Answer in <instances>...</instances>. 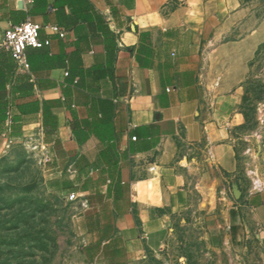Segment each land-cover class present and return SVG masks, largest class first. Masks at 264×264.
Wrapping results in <instances>:
<instances>
[{"label": "crops", "instance_id": "obj_1", "mask_svg": "<svg viewBox=\"0 0 264 264\" xmlns=\"http://www.w3.org/2000/svg\"><path fill=\"white\" fill-rule=\"evenodd\" d=\"M251 3L0 0V46L9 21L67 30L60 38L42 28L49 45L25 50L29 68L15 71L31 90L10 97L6 84L0 144L15 114L11 138L40 145L51 190L76 193L72 219L96 264L161 248L184 213L231 245L255 237L264 253V187L226 185L237 167L241 89L264 42V15ZM44 101L56 124L47 134Z\"/></svg>", "mask_w": 264, "mask_h": 264}, {"label": "rangeland", "instance_id": "obj_2", "mask_svg": "<svg viewBox=\"0 0 264 264\" xmlns=\"http://www.w3.org/2000/svg\"><path fill=\"white\" fill-rule=\"evenodd\" d=\"M251 5L258 17L264 15V0ZM238 103L243 121L231 128L237 167L226 185L247 193L264 187V48L251 62ZM39 146L0 144V264H96L76 232L74 202L48 184L45 166L36 158ZM181 216L161 248H147L126 264H264L257 238L231 245L223 233L211 234L204 217ZM247 224L255 226L249 215Z\"/></svg>", "mask_w": 264, "mask_h": 264}, {"label": "built area", "instance_id": "obj_3", "mask_svg": "<svg viewBox=\"0 0 264 264\" xmlns=\"http://www.w3.org/2000/svg\"><path fill=\"white\" fill-rule=\"evenodd\" d=\"M42 28L50 29L60 38L66 37L67 34V30L58 24L42 25L30 17H26L20 22H8L3 32L1 45L10 52L12 58L15 60L17 71H25L29 68L25 53L27 47L39 48L49 45L50 40L48 38L40 37ZM64 75H67V71L64 72ZM132 139H135V136H132ZM13 142H15L14 139L9 137L6 140L5 146L8 147ZM47 159V156H44V161H47ZM76 198L75 192H68L64 197L69 202Z\"/></svg>", "mask_w": 264, "mask_h": 264}, {"label": "trees", "instance_id": "obj_4", "mask_svg": "<svg viewBox=\"0 0 264 264\" xmlns=\"http://www.w3.org/2000/svg\"><path fill=\"white\" fill-rule=\"evenodd\" d=\"M27 48L34 49L35 47H27ZM262 48H264V42L258 45L254 57L249 62V69L251 62L260 53ZM15 70H16V63L14 59L12 58L10 52L1 45L0 46V133L4 129L3 124L6 119V110L9 100V97L6 95V84L10 83V89H9L10 97H13L16 92L23 95L29 93L31 90V83L27 82L22 76H20V74H16ZM245 81L243 82V84L245 83ZM49 106H50V102L47 101L43 102V131L45 134L52 133L56 127L55 119L52 113L50 112ZM19 109L21 111L24 110L22 106H19ZM17 120L18 117L15 114H13L12 123L9 128V136L11 137H15L19 134L18 126L15 125Z\"/></svg>", "mask_w": 264, "mask_h": 264}]
</instances>
